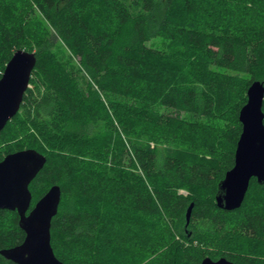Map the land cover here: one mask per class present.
I'll use <instances>...</instances> for the list:
<instances>
[{"label":"trees","instance_id":"trees-1","mask_svg":"<svg viewBox=\"0 0 264 264\" xmlns=\"http://www.w3.org/2000/svg\"><path fill=\"white\" fill-rule=\"evenodd\" d=\"M17 49L36 64L0 160L44 155L31 206L60 187V261L116 264L118 247L138 244L128 264L153 250L152 264H264V183L251 178L237 209L215 202L247 87L264 81V0H0V76ZM191 202V234L176 240ZM24 235L0 209V249Z\"/></svg>","mask_w":264,"mask_h":264},{"label":"water","instance_id":"water-1","mask_svg":"<svg viewBox=\"0 0 264 264\" xmlns=\"http://www.w3.org/2000/svg\"><path fill=\"white\" fill-rule=\"evenodd\" d=\"M36 64L34 51L17 49L6 62L0 76V132L18 112L29 87ZM264 81H252L246 90V102L240 108L241 131L234 150L233 166L219 184L217 207L231 211L241 206L251 178L264 183ZM45 163V157L33 148L7 153L0 160V209L16 211L23 241L0 249V255L14 264H65L50 244V225L57 213L61 190L56 184L31 206L29 184ZM193 203L186 208V225ZM199 264H234L225 257H204Z\"/></svg>","mask_w":264,"mask_h":264},{"label":"rangeland","instance_id":"rangeland-1","mask_svg":"<svg viewBox=\"0 0 264 264\" xmlns=\"http://www.w3.org/2000/svg\"><path fill=\"white\" fill-rule=\"evenodd\" d=\"M234 15H236L237 17H241V18H245L246 15L248 14L250 19H257V15L255 12L252 11H247L246 9H242L240 6L236 7L234 9ZM248 12V13H245ZM258 20V19H257ZM254 22H256L254 20ZM153 41L158 45L160 42L158 40V38L153 39ZM173 233L175 234V239L176 240H180V241H184V237H182V233L184 235H187V237L190 236L191 234V228H189V225H186V220L183 221V223H180L179 227H177V229L173 230ZM138 245V244H137ZM137 245H130L127 249H122V247H118V249L116 250L115 253V262L116 264H128V261L130 259V253L131 256L133 255V253L137 252ZM125 246V244L123 245V247ZM139 247V246H138ZM157 253H155V251H145L144 253H142L141 256H136L134 261L137 259V261L135 263H131V264H152V262L154 261L153 259L157 256Z\"/></svg>","mask_w":264,"mask_h":264},{"label":"flooded vegetation","instance_id":"flooded-vegetation-1","mask_svg":"<svg viewBox=\"0 0 264 264\" xmlns=\"http://www.w3.org/2000/svg\"><path fill=\"white\" fill-rule=\"evenodd\" d=\"M16 212V211H15ZM17 213V212H16ZM9 261V260H8ZM14 264V263H13Z\"/></svg>","mask_w":264,"mask_h":264}]
</instances>
